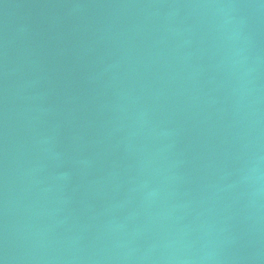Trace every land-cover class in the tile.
<instances>
[{"label": "water", "instance_id": "95a60500", "mask_svg": "<svg viewBox=\"0 0 264 264\" xmlns=\"http://www.w3.org/2000/svg\"><path fill=\"white\" fill-rule=\"evenodd\" d=\"M0 264H264V0H0Z\"/></svg>", "mask_w": 264, "mask_h": 264}]
</instances>
